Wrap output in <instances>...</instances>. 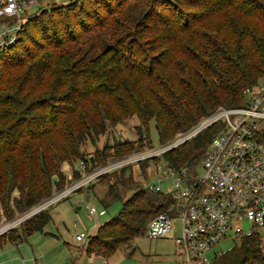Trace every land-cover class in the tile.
<instances>
[{
	"label": "trees",
	"instance_id": "1",
	"mask_svg": "<svg viewBox=\"0 0 264 264\" xmlns=\"http://www.w3.org/2000/svg\"><path fill=\"white\" fill-rule=\"evenodd\" d=\"M81 1L37 12L56 15L77 4L80 9ZM175 1L177 4L155 1L151 18H145L152 21L150 27L146 22V32L137 30L143 9L138 11L135 3L124 10L125 22L118 18L133 26V33L125 26L117 28L118 19H110L109 13L78 37L69 34V38L49 41L52 50L38 59L45 47L26 54L21 65L16 64L22 56H16L15 49L0 50L1 67H26L18 77L0 70V78L5 75L7 81L11 77L9 84L0 87V135H6L0 141V222L2 217L11 220L52 191L62 189L66 178L61 165L65 161L80 160L89 171L108 157L143 146L151 122L159 144H165L217 108L244 103L243 89L264 76V0ZM158 6L165 10H155ZM94 25L102 31L92 33ZM155 30L159 32L154 40L164 46L155 48L158 55H151L152 45L143 37ZM64 41L70 46H64ZM80 55V62H75ZM15 57L18 60L14 61ZM34 92L42 95L27 100ZM133 116L138 120L134 126L137 140H114L85 159L82 145L87 138L98 139ZM220 127V122L213 124L161 158L174 168H196ZM136 166L147 176L148 161ZM170 202L162 192L136 186L119 211L88 236L84 252L110 257L142 234L148 219ZM50 219L48 209L44 210L22 222L21 233L10 230L0 238L21 242L41 231ZM255 250L252 241L244 240L223 258L240 263L257 258Z\"/></svg>",
	"mask_w": 264,
	"mask_h": 264
},
{
	"label": "built area",
	"instance_id": "2",
	"mask_svg": "<svg viewBox=\"0 0 264 264\" xmlns=\"http://www.w3.org/2000/svg\"><path fill=\"white\" fill-rule=\"evenodd\" d=\"M37 4L38 0H0V50L15 41L34 13L31 8ZM243 95V104L217 108L188 130L177 133L170 142L119 157L112 156L106 163L89 171L81 161V174L76 181L69 187L52 191L50 196L16 215L9 223L1 224L5 221L2 218L0 235L103 175L148 161L149 167L155 166L152 176L158 184H144L143 188L162 192L171 202L166 209L148 219L142 233L151 239H164L173 225L179 223V234L173 238L174 259L167 264H264V76L245 87ZM217 122L221 127L196 168L188 165L174 168L168 163L161 165L155 161L156 157ZM169 175L173 176V186L162 191L159 184ZM105 213L104 209H88L89 215L102 216ZM77 225L75 221L73 228ZM75 239L84 249L88 235L78 232ZM226 240L236 244L225 250L220 244ZM244 240L253 242L257 258L240 263L233 259L224 263L219 261L240 247ZM85 263L93 264L89 257Z\"/></svg>",
	"mask_w": 264,
	"mask_h": 264
},
{
	"label": "rangeland",
	"instance_id": "3",
	"mask_svg": "<svg viewBox=\"0 0 264 264\" xmlns=\"http://www.w3.org/2000/svg\"><path fill=\"white\" fill-rule=\"evenodd\" d=\"M70 1L74 0H38V4L32 7L31 11L37 12L40 9L50 10L53 6L60 7V5H64ZM155 1L157 0H82L81 2L84 3L80 6V9H78L77 4L70 9L58 11L56 15L55 13L49 15H39V12H37L36 14L34 13V19L30 22V24H27L28 21H26V27H22L21 31L17 34L15 41L11 45L1 49V51L8 50L10 48L15 49L16 56L22 57H20L19 60L18 57H15L13 60H18L16 64L21 65V63H25L27 60L26 54L37 52L35 50H37L38 47H41L42 50L43 47H45V49L38 54V59L44 52H46V50H52L50 42L69 38V34H71V36L77 35L78 37L79 33L84 32L87 27H90L92 24H97L101 18L109 15V13L110 19L120 18L125 22L122 17L124 10L128 5H133L135 3L139 6L137 9L138 11L143 9V17L140 19L141 23H139L137 30L144 31L146 30V27H144L146 26V22H148L149 27L152 24L151 19L146 21L145 18H151L150 12L154 9ZM158 1H166L170 4H177L175 0ZM179 3L180 2L178 1V4ZM180 7L186 9V7L182 4H180ZM155 8V10L159 11L165 10L163 6ZM188 10H190V8ZM87 11H91V13H88ZM88 14H90L91 17H89ZM58 19L59 21H57ZM121 20H117V28L125 26L130 33H133L135 30L134 27L127 23H123ZM93 28L94 30L92 33L102 31L98 25H94ZM158 32L159 31L155 30L153 32L146 33L143 37V40L150 41V45H152L151 48L153 49L150 51L151 55H158L159 49L155 50V48L164 46V44L161 45L154 40L157 37ZM123 39L124 38L121 40ZM64 46H70L69 42L65 43ZM87 52L83 54V56H87ZM81 57V55L77 56L75 62H80ZM22 58L23 60L19 62ZM34 61L35 60L29 61L28 64H31ZM10 66L11 65L1 67L0 64V70H3L5 72L4 74L9 72V74H12L11 77H13V74L18 77L17 73L23 75L25 72L24 69L26 67L20 68L18 66H13V64L11 67ZM11 77L6 81L5 75H3L0 78V87L2 85L5 86L9 84ZM63 91L64 90L61 92ZM41 95L42 94L34 92L27 100L37 98ZM137 124L138 120L133 116L124 122L118 123L106 133L101 134L98 139H94L92 141L90 138H87L82 145L85 159H89L94 156L95 150H100L104 144H111L114 140H137V134L134 129V126ZM148 135L149 138L147 136L146 139L144 138L143 140V146L140 145L139 148H136L128 153H132L137 150H145L151 146L157 147L159 142L153 122H151L148 126ZM5 136L6 135H0V141L5 140ZM148 139L151 143H147ZM109 160L110 157L106 158L104 163ZM157 161L161 165L166 164L161 157ZM80 162V160H72L62 163L61 170L66 178L62 189L69 187L77 180ZM154 169L155 166L147 168V176H144L141 174L142 171L136 165H133L130 168L127 167L123 170L113 171L102 179H97L88 186L77 189L68 194L65 198L57 201L48 208L51 219L41 231H36L23 238L21 242L17 243L7 241L5 237L0 238V264H64L68 261L75 264L87 262L88 257L93 264L169 263L174 259L175 244L173 238L179 234V223H175L173 225L172 231L168 237L164 239H151L142 233L126 244L121 245L110 257L106 259L99 258L94 255L87 256L84 252L83 246L75 239V234L78 232H84L88 236L94 235L97 228L101 224L108 221L119 211L122 202H124V200L132 194L136 186L143 187L144 184L157 185L158 183L156 182L154 176H152ZM198 171L200 172L199 168ZM159 186L162 191L169 190L173 186V176L169 175L164 178ZM115 191L118 196L115 195ZM13 194L17 195V192L14 191ZM90 207H95L98 211L104 209L106 213L102 216L89 215L88 209ZM4 220L5 221H2L1 224H4L5 222L9 223V221H12L13 219L6 220L4 218ZM75 221L78 222V225L76 228H73V223ZM20 224L8 229L4 234L8 233L10 230H14L13 234H18V232L21 233ZM235 244V241L226 240L222 242L220 246L227 250L231 249ZM231 260L232 259H219V261L223 263Z\"/></svg>",
	"mask_w": 264,
	"mask_h": 264
},
{
	"label": "water",
	"instance_id": "4",
	"mask_svg": "<svg viewBox=\"0 0 264 264\" xmlns=\"http://www.w3.org/2000/svg\"><path fill=\"white\" fill-rule=\"evenodd\" d=\"M79 209V208H78Z\"/></svg>",
	"mask_w": 264,
	"mask_h": 264
}]
</instances>
